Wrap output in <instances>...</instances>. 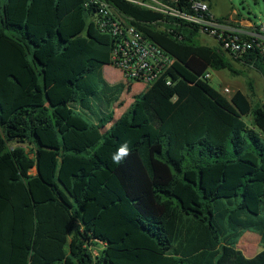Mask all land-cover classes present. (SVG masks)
<instances>
[{
	"label": "trees",
	"instance_id": "obj_1",
	"mask_svg": "<svg viewBox=\"0 0 264 264\" xmlns=\"http://www.w3.org/2000/svg\"><path fill=\"white\" fill-rule=\"evenodd\" d=\"M85 1L0 0V264H264V101L201 79L245 71L193 24L102 0L176 60L117 117L131 86L103 78L113 39Z\"/></svg>",
	"mask_w": 264,
	"mask_h": 264
},
{
	"label": "built area",
	"instance_id": "obj_2",
	"mask_svg": "<svg viewBox=\"0 0 264 264\" xmlns=\"http://www.w3.org/2000/svg\"><path fill=\"white\" fill-rule=\"evenodd\" d=\"M127 1L197 26L200 35L210 37L219 52L240 65L255 70L254 60L259 58L264 66V21L256 25L245 20L244 24L235 13L234 16L216 18L203 0H169V3L160 0ZM84 6L94 8L93 21L97 29L112 37L109 66L119 72L123 80L142 85L158 80L171 84L168 73L175 64V58L136 29L131 18L102 0H86ZM249 56L254 59L245 64L244 58ZM201 79L210 81V72H205ZM219 91L225 96L233 93L227 86Z\"/></svg>",
	"mask_w": 264,
	"mask_h": 264
},
{
	"label": "rangeland",
	"instance_id": "obj_3",
	"mask_svg": "<svg viewBox=\"0 0 264 264\" xmlns=\"http://www.w3.org/2000/svg\"><path fill=\"white\" fill-rule=\"evenodd\" d=\"M211 4L212 13L218 17L220 16H229L233 13L237 14L239 18H243L245 20H249L252 24L259 25L264 21V0H209ZM198 41L201 44L208 45L210 47H217L214 40L210 37L200 35ZM236 69L245 71V75H235L228 70L222 71H212L209 70L211 74L210 84L217 90H221L223 86L230 87L233 92L237 91L236 88H240L242 92H247V80H250L253 84L254 88V97L252 98L253 104H257L259 102L264 101V80L262 76L253 69L242 67L240 64L236 63ZM102 76L105 81L110 85H116L120 82H123V78L119 72L112 69L110 66H104L102 68ZM45 80V77H44ZM45 84V81H44ZM141 88L140 86L132 87V92H137ZM235 89V90H233ZM50 91V90H49ZM131 95H126L125 93L122 95V103L121 106H110L107 112H113L115 116H119V114L125 110L131 102ZM98 107H96L97 109ZM244 121L249 126L251 123L250 117H245ZM252 236L258 237L255 233L247 232L242 238L239 240L238 246L245 257L254 256L258 253L262 246L259 243H253L252 247H248L249 238ZM94 254L98 253V248H93Z\"/></svg>",
	"mask_w": 264,
	"mask_h": 264
},
{
	"label": "crops",
	"instance_id": "obj_4",
	"mask_svg": "<svg viewBox=\"0 0 264 264\" xmlns=\"http://www.w3.org/2000/svg\"><path fill=\"white\" fill-rule=\"evenodd\" d=\"M210 11H211V13H212V10L210 9ZM213 14V13H212ZM214 15V14H213ZM216 18H222V17H226V16H220V17H218V16H216V15H214ZM229 16H234V13L233 14H231V15H229ZM237 18H239V16L237 17ZM239 20H241L244 24H246V21H245V19H243V18H239ZM120 83H130V82H126L125 80H123V82H120ZM130 86H131V91H130V93L129 94H131V96L132 95H135V94H138V93H140V92H142L144 89H145V87L147 86V85H142V84H139V83H130ZM134 86H140V90L139 91H137V92H132V87H134ZM227 87H228V85H227ZM230 88V87H229ZM231 89V88H230ZM237 90H239V91H241V89L240 88H236ZM232 90V89H231ZM233 90H235V89H233ZM122 99V96H121V98H120V100ZM131 102H132V99H131ZM130 102V103H131ZM253 243H257V245H259V237H256L255 238V236H252L251 238H249V245H248V247H252L251 245H254ZM238 249H239V246H238ZM262 250V249H261ZM260 250V251H261ZM251 257H253V256H251Z\"/></svg>",
	"mask_w": 264,
	"mask_h": 264
},
{
	"label": "clouds",
	"instance_id": "obj_5",
	"mask_svg": "<svg viewBox=\"0 0 264 264\" xmlns=\"http://www.w3.org/2000/svg\"><path fill=\"white\" fill-rule=\"evenodd\" d=\"M131 154V150L127 142L123 143L117 151L112 155V161L115 164L122 163L129 155Z\"/></svg>",
	"mask_w": 264,
	"mask_h": 264
}]
</instances>
